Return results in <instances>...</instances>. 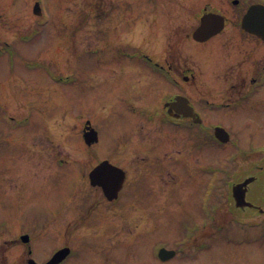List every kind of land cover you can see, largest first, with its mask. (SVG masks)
<instances>
[{"label": "rangeland", "instance_id": "374dc122", "mask_svg": "<svg viewBox=\"0 0 264 264\" xmlns=\"http://www.w3.org/2000/svg\"><path fill=\"white\" fill-rule=\"evenodd\" d=\"M35 1H0V13H4L1 15L0 22L2 40L13 41L14 30L9 23L16 25L15 31L18 37L20 34L21 36L28 34V36L32 35L31 38H33L34 31L39 26V33L32 43L19 44L17 40L14 45L8 46L0 53V101L5 103L7 97L6 103L3 106L1 103V107L9 111L6 114L7 117H16L15 123H10L8 120L5 121L6 124L0 123V264H14L11 260L12 252L8 250L9 244L5 245L8 240L5 239L14 237L21 230L34 233L44 229L47 223L55 224L57 222L59 214L68 204L69 196L74 191L72 189L74 182H81V185L74 191L77 201L84 197L87 198L90 194L89 184L86 183L85 185L83 181L87 182L84 180V176L87 173L86 169L90 166L88 155L93 154H90V148L83 142L82 138H77L72 134L66 136L65 141L59 144V151L65 155L66 159L72 157L77 160L76 158L85 157L82 162L74 163L71 170L67 171L68 175L58 177L55 185L49 181L50 178L43 180L51 174L49 173L51 167L48 163L42 164L44 165L42 170L33 165L30 174L32 180L41 181L43 178L42 180L46 182L29 184L26 192L27 199L22 205H19L17 196L12 192L15 184L10 181L11 174L17 167L18 161L23 162L27 156L18 154L22 152L35 153L37 150L39 152L51 151L50 144L45 139L35 135V132L42 133L45 131V127L39 125L40 119L36 115V112H43L38 108L39 98L43 100L51 96L54 91V87L49 88L47 92L44 91L48 85L45 76L58 77L62 74V76H66L70 72L76 73L83 84L81 89L83 96L91 99L96 98L98 105L100 99L97 92L102 91L99 90V87L102 83L101 78L105 76L108 69V64H116V62L121 64L128 61L125 56H118L121 50H125L129 56H136L138 53L134 46H120L122 37L125 39L126 29L117 25L115 15L120 13L121 9L127 8L125 14L128 15V28L130 29L138 25L133 20L134 16L140 21L144 18V13L139 7L148 5V2L141 0H38L43 9V14L48 17L47 20H44L45 18L39 19L34 16ZM260 1L264 2V0ZM96 4L102 9L100 12H106L111 7L116 9H114V14L111 15L110 19L108 16H97V13L90 16L92 14L91 8L95 7ZM154 4H156L155 9H162L158 14H164L166 11L169 14L165 17L147 16L149 18L155 16L156 20H159V24L151 26L150 23H146L149 25L148 27L145 24H140L135 31L141 32L143 39H149L154 37V32L157 29L158 34L154 38L157 40L156 45L154 49L150 48L147 52L153 51L156 56L162 57L169 55L175 57L174 48L167 46L166 35H170L174 29L176 33H181V30L184 31L183 33L192 32L199 23V15L206 8L221 9L229 15L232 14V16L235 13L228 0H155V3H152L150 7H153ZM11 11L16 13L11 14ZM81 21L85 22L77 34L73 33V36L80 35L71 40V48L68 49L70 56L67 60L66 49L68 47L66 46L70 39L65 38V36L71 35L72 37V31L78 26L76 24L81 23ZM63 22L65 23L64 26L62 25ZM175 41L177 42V38ZM187 45L189 44L186 42L183 48H177L179 51H184ZM202 46L210 47L211 45L208 43ZM212 46L216 49L221 48V44L216 42ZM144 47L148 49L150 46L145 45ZM193 65L199 71L200 59H196ZM91 70H94L92 79L89 78ZM18 77L22 78V84L20 80L15 83ZM92 83L95 84L97 92L91 88L90 84ZM17 84L18 86H16ZM16 87L23 93H17ZM68 88L70 90H67ZM63 89H65L63 101L66 106L74 111L75 105L86 103L84 111L88 110L87 100L83 99L82 102L74 100L75 95L71 85H66ZM99 106H97V111L101 109ZM120 109L131 112L126 103L121 104ZM26 113L30 114L29 116L34 120L31 129L18 127L13 129V125L18 123V116L19 118L23 117ZM46 113L52 114L53 110L47 109ZM247 113L252 114L251 111ZM125 114L128 120L133 118V114ZM66 118L69 119L71 116ZM254 118L253 122L250 121L252 127L249 128L244 125L242 128H238L240 118H235L237 121L234 123L233 130L241 132L242 144L245 139L247 145L258 147L264 140V129L261 132L258 123L259 113L255 114ZM118 119L108 129L104 126L101 127V142L94 147L95 155L109 156L105 154L108 152L110 134L119 133L123 128L122 116L120 115ZM1 121L4 120L1 119ZM130 126L131 123H129ZM67 127L68 124L65 128ZM252 130L256 132L254 144L247 140V137L252 136ZM72 132L75 134L73 127ZM65 133H68L67 129ZM27 138H29L28 145L30 148L26 145ZM258 150H262V148H258ZM12 181H14L13 178ZM134 191L137 193L136 187H134ZM163 192L165 195L169 194L168 187H166V191L161 188L160 191L151 194V196L156 194V199L159 201L158 206L155 204V207L144 206L142 208L127 198L124 201L125 206L120 204L113 208H98L96 213H92L97 217L87 221L72 218L81 217V214L66 213L65 218H61L58 222L64 224L63 234L65 233L68 237L65 243L73 244L76 250L73 258L64 264H158V261H155V249L162 243L171 249L187 247L186 245L183 246L181 243L183 236L179 235L187 233L193 223L200 225V228L207 232L204 240L212 242L213 248L194 251L185 255L183 259L177 258L169 263L161 264H264V240H255L257 232L264 230V217H258L255 220L257 224H242L245 227L253 226L252 229H244L240 224H224L223 218L227 214L230 217L233 214L231 205L225 200H221L222 206H216L218 208L217 217L207 221V226H204L203 221L198 220L201 213L195 202V193H193L192 198L184 187H176V190L173 191L176 193L166 199L162 195ZM145 202L147 203V201ZM86 204L93 207V201H87ZM218 224L230 227V232H233L235 236H244V244H236L233 240L227 239L224 233L222 239L219 240L218 235H215L218 229L212 230L211 228V225L215 227ZM216 227L218 228V226ZM207 237L212 238L207 239ZM250 238L251 240H249ZM196 242H198L197 239ZM179 244L180 246H178ZM55 247L54 241L48 239L44 245V254L36 253L37 260L43 259L45 255L49 256Z\"/></svg>", "mask_w": 264, "mask_h": 264}, {"label": "flooded vegetation", "instance_id": "af4514ba", "mask_svg": "<svg viewBox=\"0 0 264 264\" xmlns=\"http://www.w3.org/2000/svg\"><path fill=\"white\" fill-rule=\"evenodd\" d=\"M126 16L122 14L120 20L128 22ZM166 39L168 46L174 48V58L169 55L153 63L146 62L144 57H126L128 61L125 63L108 64L99 87L103 92H97L95 84H90L104 108L101 114H97L96 98H92L93 101L83 96L80 78L74 82V100L82 102L84 99L89 105L87 113L84 112L86 103L75 105L74 121L77 125L82 124V135L88 123L100 132L102 126L108 129L122 116L123 128L119 133L110 134L108 152L105 154L109 156L95 155L94 147L100 144V136L98 142L90 146V154L93 155H88V175L103 161L109 160L126 172L124 188L118 200L109 202L101 187L91 186L94 205L98 208L113 207L122 197V201L130 198L142 208L154 207L158 205V200L156 194H151L161 188L166 191L168 187V199L176 193L173 191L178 184L192 198L195 193V202L201 203L209 182L214 180L217 190L222 192V200L236 208L233 221L256 222L259 215L251 211H261L237 207L233 187L255 178L254 182L246 186V199L258 208L264 207V150L247 145L245 139L242 144L241 132L233 128L237 121L235 118H240L238 128H242V125L252 127L250 121L253 122L255 114L259 113L258 123L264 129V41L247 33L241 24L234 22L204 43L194 41L189 32L183 33L181 30V33H176L175 29L166 35ZM186 42L189 44L187 48L179 51L178 48H183ZM215 42L221 44L220 49L212 46ZM208 43L210 47L202 46ZM196 59H200L199 71L193 65ZM92 75L94 73H90V79ZM16 91L19 92L18 87ZM123 103L128 105L131 112L120 109ZM50 108L58 111L59 107L50 105ZM250 111L252 114L247 113ZM125 113L133 114V118L128 120ZM24 119L27 123L28 116ZM218 128H225L230 139L225 135L219 138ZM251 134V137H247L249 143L256 141V132L252 130ZM55 135L46 130L40 137L48 139ZM224 139L229 140L224 142ZM18 155H27L23 162L18 161L10 177V181L15 184L12 192L17 196L19 205L27 199L29 184L46 182L42 179L32 180L30 174L33 165L42 170V164L48 163L52 169L49 181L53 185L57 183L58 177L68 175L65 165L60 163L63 156L59 152H22ZM133 177L135 185H131ZM76 183L72 188L74 191ZM74 191L66 207L69 206L70 214L77 215ZM66 207L58 219L65 218ZM81 211V217L72 218L87 221L94 209H88V214H84L83 209ZM63 230V223L58 222L55 228L56 243H63ZM26 235H30L29 242L23 240ZM49 236L47 227L34 233L26 230L17 232L9 242L12 262L30 264V260L35 259L38 263H45L48 259L43 261L40 258L38 261L36 253L44 254V245ZM64 246L65 243L56 247L53 254Z\"/></svg>", "mask_w": 264, "mask_h": 264}, {"label": "water", "instance_id": "95a60500", "mask_svg": "<svg viewBox=\"0 0 264 264\" xmlns=\"http://www.w3.org/2000/svg\"><path fill=\"white\" fill-rule=\"evenodd\" d=\"M35 12L37 14H41L39 4L36 5ZM216 17L215 15H208L203 18L202 26L196 31V34H195V37L197 39L205 40L209 38L210 36H212L213 34H216L217 32H219L220 29H216V27L223 24V19H221V17L219 16H216ZM243 24L247 30L264 38V6L262 5L254 6L250 10V12L245 16ZM102 169H108L107 173H110V174H107L106 176L107 180H104L101 182V184H103L102 186L107 192H112V193L117 192L118 193V191L122 187L123 180H124L123 172L120 169L114 166H111L108 163L107 164L105 163L102 166ZM240 189H241V186L235 189L237 201L239 204L245 205L247 204L245 201V198H243V196L239 198L237 194L238 191H240ZM241 191H243L242 192L243 194L244 190H241ZM69 251H70L69 249H64V250L59 251L53 257V259L47 264L60 263L69 254ZM174 255H175L174 251H168L166 249H162L160 251V257L163 260H167Z\"/></svg>", "mask_w": 264, "mask_h": 264}, {"label": "trees", "instance_id": "16d2710c", "mask_svg": "<svg viewBox=\"0 0 264 264\" xmlns=\"http://www.w3.org/2000/svg\"><path fill=\"white\" fill-rule=\"evenodd\" d=\"M211 220H214V219L211 218ZM216 226H218V225H216ZM216 226L214 227V225H211L212 230H214V228L218 229ZM202 231H204V230L199 227L197 232H202Z\"/></svg>", "mask_w": 264, "mask_h": 264}]
</instances>
